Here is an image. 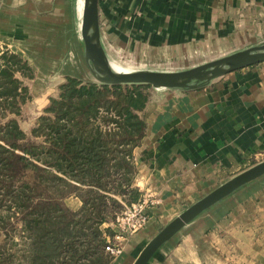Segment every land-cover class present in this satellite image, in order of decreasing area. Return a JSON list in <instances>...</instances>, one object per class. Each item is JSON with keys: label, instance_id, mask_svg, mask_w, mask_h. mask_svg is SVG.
Segmentation results:
<instances>
[{"label": "crops", "instance_id": "0c3cea01", "mask_svg": "<svg viewBox=\"0 0 264 264\" xmlns=\"http://www.w3.org/2000/svg\"><path fill=\"white\" fill-rule=\"evenodd\" d=\"M14 3L0 0V42L38 66L29 64L34 79L18 76L28 87L30 99L22 104L19 115L8 118L18 120L29 140L39 141L32 130L57 97L51 95L54 88H39L29 82L57 78L60 88L68 73L46 64L52 58L56 63V58L74 57L53 54L40 61L27 39L28 24L19 20L15 24L19 14ZM99 13L102 43L115 30L121 34L118 38L143 40L156 51L185 48L210 37L227 39L228 48L262 43L247 41L254 38V23L264 17V0H99ZM80 75L85 80L90 77L83 70ZM139 115L146 129L132 152L136 169L133 186L141 193L151 192L161 203L152 209L146 228L127 241L123 254L111 264H133L134 256L161 223L264 161V62L194 90L153 88ZM72 197L76 209L81 208L82 201ZM216 208L204 217L205 225L203 230L199 227L197 236H187L196 246V254L204 255L199 264H264V177Z\"/></svg>", "mask_w": 264, "mask_h": 264}, {"label": "trees", "instance_id": "16d2710c", "mask_svg": "<svg viewBox=\"0 0 264 264\" xmlns=\"http://www.w3.org/2000/svg\"><path fill=\"white\" fill-rule=\"evenodd\" d=\"M34 79L20 56L0 70V264H111L110 224L141 192L132 152L145 134L139 113L149 86H109L68 77L32 130L17 119ZM77 196L79 210L64 205ZM21 241L17 240V237Z\"/></svg>", "mask_w": 264, "mask_h": 264}, {"label": "rangeland", "instance_id": "374dc122", "mask_svg": "<svg viewBox=\"0 0 264 264\" xmlns=\"http://www.w3.org/2000/svg\"><path fill=\"white\" fill-rule=\"evenodd\" d=\"M83 4L84 0H15L14 7H18L16 13L19 14L15 16V24H18V20L28 24L26 28V34L28 35L27 39L30 40V45L40 57V61L47 59L46 57H48V55L53 54L61 57L65 55L74 57L56 58V63L53 62L55 58H52V61H48L46 64L47 66L49 65L50 69L53 68L57 70L58 68H63V70L66 71L65 73H68L66 78L72 77L84 83L98 84L90 73L83 55L84 49L81 40ZM263 19L264 17H259L254 23V38L247 42L252 41L253 44H256L264 41V28L260 30L264 26ZM118 35L121 34L117 33L115 30L113 34H111L109 40L107 38V40H103L102 43L105 53L115 71H120L122 69L129 71L160 69L165 71L184 70L251 47L232 46L228 48L226 43H229V41L227 39L218 40L210 37L206 40L201 39L200 42H197L198 44L196 43L185 48L173 49V51H156L145 45V41L143 40H137L135 38H133L134 40L132 38L125 39L124 37L118 38ZM230 42H232V40H230ZM243 42H246V40ZM0 44L4 43L0 42ZM5 46L10 53L14 54L9 46ZM224 49H226L224 53L220 54L219 51L223 52ZM28 64H31L34 68L38 66L35 62ZM41 65L44 67L43 62H41ZM82 70L90 74L88 79L85 80L80 75ZM29 83L39 88H45L46 86L51 87V89L54 88L55 92L51 93L52 97L59 96L60 88L57 78H54V80H40L39 78L36 81L38 84L32 81ZM146 91L151 93L153 92V88H146ZM64 205L73 211L80 209V207L76 209L73 197L66 198L64 200ZM190 206L183 207L178 214L184 212ZM216 206L205 211L196 218L191 225L183 228L172 239L165 243L156 252L149 264H199L201 258H204V255L198 256L196 254L197 248L193 245V241L187 239V236L193 233L197 236L198 230L200 231L201 228L203 230L205 225L204 217L212 214ZM174 218L175 216L160 224L154 236L150 238L134 256L132 263L135 262L146 245ZM209 225L206 223L207 227ZM199 227L201 228L199 229ZM207 231H210V229ZM17 240H19V242L21 241L19 235ZM4 245H6V243L3 241V238H1L0 246ZM112 260L114 261L115 259Z\"/></svg>", "mask_w": 264, "mask_h": 264}, {"label": "water", "instance_id": "95a60500", "mask_svg": "<svg viewBox=\"0 0 264 264\" xmlns=\"http://www.w3.org/2000/svg\"><path fill=\"white\" fill-rule=\"evenodd\" d=\"M81 40L89 71L98 84L149 86L154 89L194 90L232 72L264 62V42L183 71L133 70L117 72L109 61L101 39L99 0H84ZM264 177V161L237 174L187 208L167 224L142 250L133 264H149L156 252L205 211L245 186Z\"/></svg>", "mask_w": 264, "mask_h": 264}, {"label": "built area", "instance_id": "2783aa9c", "mask_svg": "<svg viewBox=\"0 0 264 264\" xmlns=\"http://www.w3.org/2000/svg\"><path fill=\"white\" fill-rule=\"evenodd\" d=\"M7 52L10 51L6 46L0 44V70L3 67V55ZM160 203V199L151 192L141 193L140 199L126 205L124 211L117 216L116 221L110 224L114 235L108 237L106 250L114 259L123 254L127 241L146 228L152 209L159 206Z\"/></svg>", "mask_w": 264, "mask_h": 264}, {"label": "bare ground", "instance_id": "6f19581e", "mask_svg": "<svg viewBox=\"0 0 264 264\" xmlns=\"http://www.w3.org/2000/svg\"><path fill=\"white\" fill-rule=\"evenodd\" d=\"M117 72H130V71H129V70H125V69L123 70V69H122V70L117 71Z\"/></svg>", "mask_w": 264, "mask_h": 264}]
</instances>
